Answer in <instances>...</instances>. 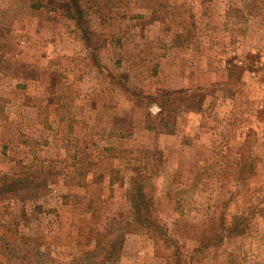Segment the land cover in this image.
Here are the masks:
<instances>
[{
	"label": "rangeland",
	"instance_id": "374dc122",
	"mask_svg": "<svg viewBox=\"0 0 264 264\" xmlns=\"http://www.w3.org/2000/svg\"><path fill=\"white\" fill-rule=\"evenodd\" d=\"M79 3L0 0V264H177L135 183L184 264H264V0Z\"/></svg>",
	"mask_w": 264,
	"mask_h": 264
},
{
	"label": "trees",
	"instance_id": "16d2710c",
	"mask_svg": "<svg viewBox=\"0 0 264 264\" xmlns=\"http://www.w3.org/2000/svg\"><path fill=\"white\" fill-rule=\"evenodd\" d=\"M68 4L74 10L73 14H71V18L73 19L81 18L83 10L81 9L79 0H68ZM177 95H179V92L169 93L167 96L170 99L172 96L176 98ZM169 101H171V99ZM8 179L9 178H6L2 182V185H0V200L2 196H4L3 198H6V196H11L13 198L21 196L20 195L21 187L18 186L17 184H13L14 181L9 182ZM135 185H136L135 187L137 191L130 192L129 198H130V201L132 202L134 212L137 214V220H136L137 224L142 226L145 230H148L150 235L153 236L158 242H163L169 248L173 244L172 246L174 248L173 247L172 248L174 251L175 258L177 260V264H184L185 257H184V253L182 252L181 247L177 245V242H174V238L172 237L168 228L159 221L158 217H155V220H154L153 211H151V209L146 207V205H148V202H147V197H145L144 186H142L143 184L135 183ZM143 204H145V208L143 207ZM220 218L222 220L221 224L219 225L222 230L221 238L233 237L235 234H240L241 232H243L242 224L239 223L238 221H234V223L228 227L225 225L224 212L220 214ZM223 230H224V233H223ZM9 231H10V228L4 229V230L0 229V234H1L0 238L3 244L5 245V247L13 253V251L10 249L11 241L10 239H8V235H7V233H10ZM123 237L124 236H122L121 241L115 240L111 242V245L107 246L108 248L107 247L102 248L104 251V257L107 258L102 264H110V262L115 259V257L117 256L116 255L117 252H119L120 248H122L123 246V239H124ZM24 240L26 241V244L28 245H30L31 243L38 245V242L35 241L33 238H24ZM16 251H19L17 255L23 254L22 259H19L20 262H23V263L26 262V260H29L27 261V263L30 264V261H33L36 259L34 257L35 254H36V257L38 258L42 257L45 260V258L43 257L45 255L44 252H42L38 247L36 249H20V250L15 247L14 252ZM37 264H44V263L37 262Z\"/></svg>",
	"mask_w": 264,
	"mask_h": 264
}]
</instances>
